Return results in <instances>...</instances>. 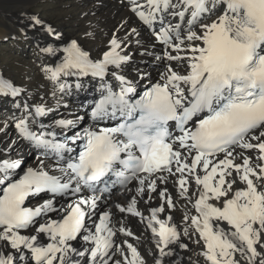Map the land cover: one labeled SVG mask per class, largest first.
I'll return each mask as SVG.
<instances>
[{
    "label": "snow or ice",
    "instance_id": "obj_1",
    "mask_svg": "<svg viewBox=\"0 0 264 264\" xmlns=\"http://www.w3.org/2000/svg\"><path fill=\"white\" fill-rule=\"evenodd\" d=\"M132 4L161 42L162 54L154 57L164 68L160 82L150 84L139 99L130 95L138 85L122 73L131 57L120 51L130 36L124 40L114 34L110 50L97 60L78 39L66 43L62 62L44 69L57 81L61 96L70 87L60 83L64 76L91 74L103 86L110 75L119 81L120 91L105 86L107 94L92 107L91 117L119 116L122 122L82 127L85 111L84 116L69 112L71 118L61 113V118L42 124L37 117L55 116L58 109L17 106L24 113L13 117L19 139L42 151L37 163L25 169L21 159L10 158L18 147L13 141L6 145L9 158L0 159V242L8 249L0 250V264H146L128 242L133 232L123 220L113 223L116 212L146 221L155 240L154 264H166L177 247H188L183 237L191 240L194 235L198 244L203 241L211 264H264V0H212V8L207 0ZM216 12L210 23L196 27L202 14ZM28 28L64 42L37 14L27 17L21 31ZM39 51L55 55L61 50L49 45ZM136 74L141 83L152 80L143 69ZM71 86L85 87L82 80ZM23 91L13 87L11 96L19 99ZM37 126L39 131L31 130ZM110 180L112 187L119 183L130 193L126 206L109 207L111 201H105ZM170 180L176 196L168 191ZM49 194L38 206H23ZM156 194L163 203L144 217L137 200L151 201ZM177 198L192 204L196 213L183 216L182 229L173 223L174 216L158 218L175 207ZM44 236L50 242L44 243Z\"/></svg>",
    "mask_w": 264,
    "mask_h": 264
},
{
    "label": "bare ground",
    "instance_id": "obj_2",
    "mask_svg": "<svg viewBox=\"0 0 264 264\" xmlns=\"http://www.w3.org/2000/svg\"><path fill=\"white\" fill-rule=\"evenodd\" d=\"M36 2L37 0H22V2L16 5V7L20 9L18 10V13L20 12L24 13L27 9L26 6H31L33 3ZM85 2L87 3V5L85 8H82V12L79 13L77 20L82 22V24L86 22L85 27L90 32L87 33L85 39L91 41L92 45L91 47H89L88 50V48L86 49L83 45L79 43L81 48L84 51L91 53L93 52L96 59H102L104 51L110 50V45L108 42L113 37L114 34L118 33L119 37L124 40H127V38L130 36L131 40L129 41L128 45L120 50L121 54L126 53L131 57V61L125 66V68L122 69V73L125 76H127L128 79L130 78L131 80H135L136 84L139 85L141 84V82L136 74V70L139 68V69H143L144 71L150 72L152 79L155 78L158 82H160L159 74L155 75L153 72L155 71V69L160 71L159 68H154L155 67L154 63L157 62L155 61L154 57L156 55L162 54L163 51L162 45L161 44L159 45V43L156 40H154V37L148 32V27L150 26L145 25L143 21L140 19V17L136 14V12L132 10L133 8L132 0H87V1L85 0ZM139 3L141 5H145L146 0H139ZM75 6H77V4ZM208 7L212 8L213 5L208 3ZM27 13L28 12H25V14ZM218 14H219L218 12L211 13V17H212L211 20L209 19L204 20L200 23H210L213 19L216 18V15ZM67 18L68 16L63 17V19L65 20ZM169 18L171 19V17ZM41 19L46 24H50L51 26H53L58 32H61L62 31L61 29L64 28V22H58L57 24L53 25L51 22L44 20L43 18ZM92 21H96V24L94 25L95 27H91V25H89V23ZM173 22L183 23L182 21H178V20H174ZM165 23H167V21H165ZM153 24H157V22L154 21ZM125 25H127L126 30H125ZM184 26L187 27L186 24ZM196 27L198 28L199 26ZM132 29H136V34L132 33ZM31 32H32L31 38L33 39V43L38 49L37 53L39 55L51 54V53H41L39 51V48L48 47L49 45H51L54 49L61 50L55 53L56 55V59L54 60L55 64L51 63L47 66V67H52L50 69H54L58 64L62 62L64 56L62 49L66 46L65 43L69 41V38L71 36L70 37L68 35L63 36L64 42H60L59 40H57V37H46L44 33H41L38 30L31 29ZM37 45H39V47ZM145 49H147L149 53L148 55H144ZM139 59H143L144 61L140 62ZM153 61L155 62L152 65L151 62ZM177 66L179 67V65ZM163 71L164 68L161 70V72ZM43 73L44 75L42 77L37 76L33 78L31 76H27L21 71L20 72L21 80L18 81V83H16V86L17 88H22L24 91L21 93L19 99L16 98V101L14 99V102H16L17 106L19 105L20 108L23 107V103H30L33 109H35L37 105H46L47 108L52 110L58 109L55 116L49 113L48 116H43L42 118H39L40 120H44V122L51 123L53 119L61 118L60 115L61 113L64 114V110L58 107L59 105L58 102L68 103L71 101L70 99L72 98L70 96L74 94H79L81 97L87 98V94L81 92L74 93L72 92V90L71 91L67 90V94L62 97L59 92V85L57 84V81L51 77V73L50 72H43ZM83 81L85 85L83 89L87 90L86 92H90L91 84L87 79H84ZM147 81L149 80H144L142 83H145ZM7 82L13 83L11 79L6 78V76L2 75V73L0 72V86L3 89H5L4 86L6 85ZM65 82L74 85L72 81L68 82L67 80ZM60 83L63 82L60 81ZM88 83H89V87H88ZM35 86H39L40 90L43 89L42 90L43 94H41L39 98L33 94L34 88L32 89V87ZM102 87H103L102 85L99 86V89H102ZM92 88L94 89V87ZM78 90L79 89H76V91ZM79 103L82 105L83 101H79ZM66 111L67 113L78 112L80 116H82V111L79 110L78 108H75L74 106ZM16 113L17 112L13 114L7 113L5 115H0V152L4 154L0 158L8 159L11 150L8 147H6V145L12 144L13 141H17L18 147L15 149V154H20V156L28 160L26 165L27 168L29 166L35 165L37 163V156H40L41 154H38L37 150L33 147H31L32 148L31 151L27 150V148L31 149L29 144L19 139V133L15 128L16 120L13 119ZM23 114L24 113L20 111V113L17 114V118H20ZM64 118H71V117L64 116ZM83 122L84 119L82 120V123ZM21 150H25V151L19 153ZM255 155L256 153H253V156ZM12 156L13 155H11V157ZM129 186L131 187V185ZM168 191L170 194L174 196L177 195L176 192L173 191L171 180L169 181L168 184ZM134 192H135V188L131 187V193ZM110 198L108 200H110ZM130 198H131L130 193L123 190L121 193L112 196L111 206L115 204H121L122 206H126ZM162 203L163 201L158 196V194H156L151 199V201H148L147 197L143 199H138L137 211L141 212L144 217H150L151 215L150 210L152 208L159 207ZM186 213L196 214L193 210L192 204H189L183 198H177L175 202V207L169 209L166 213L159 214L158 218L167 220L169 216H174L173 223L180 225L182 229L184 226L183 216ZM119 220H123V223L127 226V228L133 232L132 237L136 241L137 243L136 245H138V246L135 245L134 247H136L140 252L141 259H144L146 261V264H154L152 255H153V251L155 250V241L152 238L151 231L149 229H146L145 227L146 221L141 222V218L139 216H134L131 213L125 212L123 214H120L119 212H116V217L113 223ZM41 222H43V220ZM156 227H158V225H156ZM20 234L29 235V232L27 230L20 231ZM31 234L35 235L36 233L33 232ZM41 239L44 243L50 242L47 236H44ZM182 242L187 244L188 247L185 249H180L177 247L175 249L176 255L174 257L167 258L166 264H191L190 262L191 256L194 253H199L200 247L206 248L203 241H201L199 244L196 242L195 235L192 237L191 240H189L188 237H183ZM76 246L79 247V244H77ZM0 250L8 251V249L3 248L2 242H0ZM11 251L12 254L14 255L15 250H11ZM24 251L25 253L30 252V250L28 249H25ZM23 264H28V262L25 261L23 262ZM31 264H36V262L32 260ZM81 264H83V261H81Z\"/></svg>",
    "mask_w": 264,
    "mask_h": 264
},
{
    "label": "rangeland",
    "instance_id": "obj_3",
    "mask_svg": "<svg viewBox=\"0 0 264 264\" xmlns=\"http://www.w3.org/2000/svg\"><path fill=\"white\" fill-rule=\"evenodd\" d=\"M20 2H22V0H0V72L2 73V75L6 76V78L11 79V81L14 83V86H16V83H18V81L21 80V76H20L21 71L27 76H31L33 78L37 76L42 77L44 75L43 72H46L44 71V69L52 68V67H47L51 63L55 64L54 60L56 59V55L53 54L39 55L37 53L38 49L36 48L35 44L33 43V39L31 38L32 28H28L26 32L21 31V28L24 27L28 16L32 14H37L39 17L43 18L44 20L51 22L53 25L57 24L58 22H64V28L61 29L62 31L59 33L62 34V36H67V35L69 37L71 36L68 42H70L72 39H78L79 43L83 45L86 49L88 48V50L89 47H91L92 45L91 41L85 39L87 36L86 33L90 32L85 27L86 22L82 24V22L77 20L79 13L82 12V8H85L87 5L85 0H37V2L33 3L31 6H26L27 9L25 12H28L27 14H25V12L18 13V10L20 9L17 8L16 5L19 4ZM76 4L77 6H75ZM202 15L207 18H201L197 22L196 26H199V23L204 20L212 19V17L208 16L207 14H202ZM64 16H68V18L65 20L63 19ZM95 24L96 21H92L89 23L91 27H95L94 26ZM57 39L59 40V37H57ZM92 54L94 55L93 52ZM139 61L143 62L144 60L139 59ZM154 62L155 61L151 62V64L153 65ZM155 63L156 64L154 68L160 69V71L155 69V71L153 72L155 75H157L161 72L163 67L158 66L157 62ZM61 81L62 82L66 81V79L65 80L62 79ZM151 81H156V79L153 78ZM88 87H89V83H88ZM32 89L34 92L33 94L36 95V97L38 98L41 94H43L42 91L43 89L40 90L39 86L32 87ZM8 103H11V101L7 100V104ZM58 103H59L58 107L64 110L65 117H67L68 115L63 105H70L72 107L74 106L75 108L77 106L74 105V103L71 101L68 103H63V102H58ZM78 106L81 107V105ZM11 107H14V105L12 104L9 106L8 105L0 106V115H5L7 113L10 114V112L12 111ZM15 107L17 108V106ZM72 107L68 108L67 110L71 109ZM15 112L17 113L16 115H14V117L17 118V114L20 113V110L14 109L13 113ZM24 151L25 150H21L19 153ZM14 158L21 159L24 164L28 162L27 159L21 158L20 154H14L11 157V159ZM121 238L123 239V237ZM130 241L133 242L132 239ZM117 243H119V241H117ZM133 244L136 245L137 243L133 242ZM124 247H126V245H124ZM199 249H200L199 253H194L191 256V261H190L191 264H211V262L206 261V256L204 255L206 248L200 247ZM128 258L131 259L130 253L128 255Z\"/></svg>",
    "mask_w": 264,
    "mask_h": 264
}]
</instances>
